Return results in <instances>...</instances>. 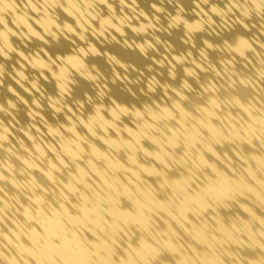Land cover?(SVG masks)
I'll return each instance as SVG.
<instances>
[{
  "label": "bare ground",
  "instance_id": "obj_1",
  "mask_svg": "<svg viewBox=\"0 0 264 264\" xmlns=\"http://www.w3.org/2000/svg\"><path fill=\"white\" fill-rule=\"evenodd\" d=\"M0 264H264V0H0Z\"/></svg>",
  "mask_w": 264,
  "mask_h": 264
}]
</instances>
